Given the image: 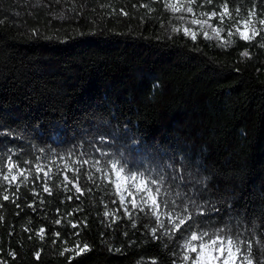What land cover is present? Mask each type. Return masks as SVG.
<instances>
[{"label":"trees","instance_id":"obj_1","mask_svg":"<svg viewBox=\"0 0 264 264\" xmlns=\"http://www.w3.org/2000/svg\"><path fill=\"white\" fill-rule=\"evenodd\" d=\"M225 3L257 37L193 23ZM169 5L0 0V264H183L181 202L209 231L235 216L264 232V0Z\"/></svg>","mask_w":264,"mask_h":264},{"label":"snow or ice","instance_id":"obj_2","mask_svg":"<svg viewBox=\"0 0 264 264\" xmlns=\"http://www.w3.org/2000/svg\"><path fill=\"white\" fill-rule=\"evenodd\" d=\"M189 6L186 7V11L188 13L193 12V7L191 6L195 3V0H188ZM206 4H211L212 0H204ZM173 12H177L181 10L182 5H178L177 3H171L169 5ZM222 11H211L207 15L209 17H216L221 23L225 22V19L228 18L232 21L231 27H235L236 23H240L243 25V29L236 27V33L238 34L240 40L250 41L257 37L258 31L255 25H252L250 19L245 18L239 21L233 17L232 13L229 11L228 4L225 3L221 5ZM254 12H248V17L254 16ZM236 16H239V9H236ZM195 24H204L207 21L194 20ZM261 25H264V20H260ZM251 25V26H250ZM35 31V30H34ZM222 29L213 28V32L219 36ZM185 34H188L187 29H185ZM205 37H207V32L204 33ZM229 35H232L231 30H229ZM191 39H196V33H191ZM244 57L249 55L248 51H244L242 53ZM7 134V133H0ZM0 159H3L2 154H0ZM4 180H8V176L3 177ZM15 180V177H12ZM162 182H163V178ZM179 179L181 181L184 180L183 176H180ZM153 185L156 187V191L160 192L159 186L155 185V180L151 181ZM44 192H48L49 189L45 187L43 189ZM79 191V190H77ZM10 197L8 195L3 196L4 201H8ZM163 204L168 207L176 208L175 202H169L167 200L162 201ZM230 207V205H225ZM196 207H203L198 204H189L186 207L181 202L180 212H188L191 210V215L188 217L187 223L183 217H181L178 221L175 222V228L180 229V237L184 239V244L181 248V251L184 252L182 256L183 264H264V240L259 239L260 236H264V232L259 231V226L256 224H251L247 218L244 220H240L237 217L233 216L231 219L226 221L223 227L213 228L211 231L208 230L210 225L206 224L204 220H200L197 223V214L195 212ZM219 212V209H216ZM175 214V213H174ZM107 216L108 213H105ZM203 215H207V212L203 213ZM3 217H0L2 220ZM158 219V217H157ZM56 224H60L61 221H55ZM162 226L166 228H172L173 225L168 222H162ZM72 227L75 228L76 224H72ZM135 227V225H133ZM157 231L156 228H152V233L155 234ZM44 229H40L41 239H43ZM184 233L190 234V239L187 236H184ZM169 233H165L168 235ZM55 235H59L56 233ZM91 251L89 245L84 243L82 247L77 246L75 249V253L77 256L82 255ZM117 252L120 249H116ZM10 255L15 256L16 253L12 252ZM39 256V253L36 254Z\"/></svg>","mask_w":264,"mask_h":264},{"label":"rangeland","instance_id":"obj_3","mask_svg":"<svg viewBox=\"0 0 264 264\" xmlns=\"http://www.w3.org/2000/svg\"><path fill=\"white\" fill-rule=\"evenodd\" d=\"M186 1L187 0H167V2L169 4L177 3L178 5H182V6L184 5V3ZM213 11H217L219 14V12L222 11V8L220 7L218 10H213ZM203 12L206 13L205 14L206 17L200 21H207V23L202 24L203 27L213 26L212 22L214 20H217L219 23H221L216 17L210 18L209 15H207L210 12H206V10H202L201 15ZM242 19H245V18L239 17V18H236V21H239ZM248 19L251 20L252 25H256V22L253 19V17H250ZM227 20H228V18L225 19L224 23H226ZM236 25H237V27L241 28V30L243 29L242 24L237 22ZM214 27L217 28L216 26H214ZM113 168H114L113 173H114V177L116 180V185L118 186V188L121 191H125L126 192L125 194L127 195V194H129L130 189H132L135 192V195L138 196L140 203H143L144 205H148V206H151L152 208H155L156 205H155L154 196H153L152 192L148 189L146 182L142 178L137 177V176H126L115 165Z\"/></svg>","mask_w":264,"mask_h":264}]
</instances>
